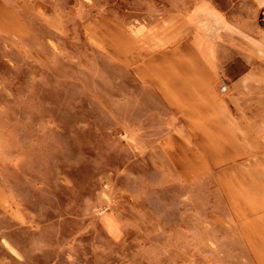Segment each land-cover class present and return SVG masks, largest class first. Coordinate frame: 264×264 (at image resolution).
Segmentation results:
<instances>
[{
  "label": "rangeland",
  "instance_id": "374dc122",
  "mask_svg": "<svg viewBox=\"0 0 264 264\" xmlns=\"http://www.w3.org/2000/svg\"><path fill=\"white\" fill-rule=\"evenodd\" d=\"M164 1L0 0V264H257L229 184L252 155L129 64Z\"/></svg>",
  "mask_w": 264,
  "mask_h": 264
},
{
  "label": "crops",
  "instance_id": "0c3cea01",
  "mask_svg": "<svg viewBox=\"0 0 264 264\" xmlns=\"http://www.w3.org/2000/svg\"><path fill=\"white\" fill-rule=\"evenodd\" d=\"M164 2L168 12L130 28L137 43L129 64L166 100L171 92L174 101L211 104L233 140L222 152L252 155L230 163L243 173L229 184L253 186L251 194H235L244 218L237 224L246 248L264 264V0ZM248 194L254 196L242 202ZM249 202L262 209H249Z\"/></svg>",
  "mask_w": 264,
  "mask_h": 264
},
{
  "label": "built area",
  "instance_id": "2783aa9c",
  "mask_svg": "<svg viewBox=\"0 0 264 264\" xmlns=\"http://www.w3.org/2000/svg\"><path fill=\"white\" fill-rule=\"evenodd\" d=\"M219 90L221 92H225L226 91V85H224V84L220 85Z\"/></svg>",
  "mask_w": 264,
  "mask_h": 264
}]
</instances>
